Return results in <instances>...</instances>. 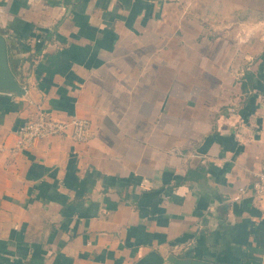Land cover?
I'll list each match as a JSON object with an SVG mask.
<instances>
[{
    "label": "crops",
    "instance_id": "1",
    "mask_svg": "<svg viewBox=\"0 0 264 264\" xmlns=\"http://www.w3.org/2000/svg\"><path fill=\"white\" fill-rule=\"evenodd\" d=\"M180 1L0 0V264H264V0ZM29 100L90 138L18 149Z\"/></svg>",
    "mask_w": 264,
    "mask_h": 264
},
{
    "label": "built area",
    "instance_id": "2",
    "mask_svg": "<svg viewBox=\"0 0 264 264\" xmlns=\"http://www.w3.org/2000/svg\"><path fill=\"white\" fill-rule=\"evenodd\" d=\"M29 103L36 106L37 115L18 127L16 131L18 149L30 148L36 140L55 135H65L76 142H86L90 138L91 123L87 118L77 115L56 118L46 113L34 101L29 100ZM252 198L259 207L264 208V154L259 170L255 173Z\"/></svg>",
    "mask_w": 264,
    "mask_h": 264
},
{
    "label": "water",
    "instance_id": "3",
    "mask_svg": "<svg viewBox=\"0 0 264 264\" xmlns=\"http://www.w3.org/2000/svg\"><path fill=\"white\" fill-rule=\"evenodd\" d=\"M0 93L7 96H26V89L13 75L7 57V39L0 33ZM169 264H218L212 261L193 257H179L167 254Z\"/></svg>",
    "mask_w": 264,
    "mask_h": 264
},
{
    "label": "rangeland",
    "instance_id": "4",
    "mask_svg": "<svg viewBox=\"0 0 264 264\" xmlns=\"http://www.w3.org/2000/svg\"><path fill=\"white\" fill-rule=\"evenodd\" d=\"M225 5H227V8H232L235 3L233 2H228V3H224ZM216 6H220V4L218 2L216 3H212V6L208 3V2H204L203 0L199 1L198 3L196 2H190L188 0H181L179 5L176 7V10L180 11V12H185V15L187 14V12L189 11V9H210L213 7L216 8ZM230 20H227V24H232L229 22Z\"/></svg>",
    "mask_w": 264,
    "mask_h": 264
}]
</instances>
